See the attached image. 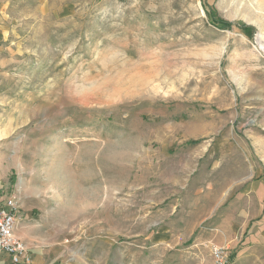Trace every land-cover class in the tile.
Listing matches in <instances>:
<instances>
[{
	"label": "rangeland",
	"instance_id": "1",
	"mask_svg": "<svg viewBox=\"0 0 264 264\" xmlns=\"http://www.w3.org/2000/svg\"><path fill=\"white\" fill-rule=\"evenodd\" d=\"M9 198L43 264H264V0H0Z\"/></svg>",
	"mask_w": 264,
	"mask_h": 264
},
{
	"label": "built area",
	"instance_id": "2",
	"mask_svg": "<svg viewBox=\"0 0 264 264\" xmlns=\"http://www.w3.org/2000/svg\"><path fill=\"white\" fill-rule=\"evenodd\" d=\"M18 203L15 198L0 199V264L3 254L10 257L11 264H33L27 244L16 234ZM229 257L228 249L220 247L213 251L215 264H229Z\"/></svg>",
	"mask_w": 264,
	"mask_h": 264
},
{
	"label": "crops",
	"instance_id": "3",
	"mask_svg": "<svg viewBox=\"0 0 264 264\" xmlns=\"http://www.w3.org/2000/svg\"><path fill=\"white\" fill-rule=\"evenodd\" d=\"M18 227L17 234H21V238L30 246V253L33 257V264H43V242H32L26 234V231H31L33 222L29 219V215L22 212H17ZM1 264H11L10 257L6 254L1 255Z\"/></svg>",
	"mask_w": 264,
	"mask_h": 264
},
{
	"label": "trees",
	"instance_id": "4",
	"mask_svg": "<svg viewBox=\"0 0 264 264\" xmlns=\"http://www.w3.org/2000/svg\"><path fill=\"white\" fill-rule=\"evenodd\" d=\"M204 7H205V10H206L207 14H209V17H210L211 21L213 22V24H215L218 27H226V26H229L228 23L218 20L214 16V14L212 13L211 8L205 2H204Z\"/></svg>",
	"mask_w": 264,
	"mask_h": 264
}]
</instances>
